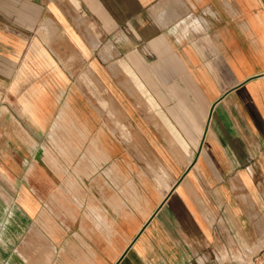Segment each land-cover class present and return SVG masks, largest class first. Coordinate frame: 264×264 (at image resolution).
<instances>
[{"label": "crops", "instance_id": "0c3cea01", "mask_svg": "<svg viewBox=\"0 0 264 264\" xmlns=\"http://www.w3.org/2000/svg\"><path fill=\"white\" fill-rule=\"evenodd\" d=\"M263 233L264 0H0V264H264Z\"/></svg>", "mask_w": 264, "mask_h": 264}, {"label": "bare ground", "instance_id": "6f19581e", "mask_svg": "<svg viewBox=\"0 0 264 264\" xmlns=\"http://www.w3.org/2000/svg\"><path fill=\"white\" fill-rule=\"evenodd\" d=\"M264 234V233H263ZM263 239V238H262Z\"/></svg>", "mask_w": 264, "mask_h": 264}, {"label": "rangeland", "instance_id": "374dc122", "mask_svg": "<svg viewBox=\"0 0 264 264\" xmlns=\"http://www.w3.org/2000/svg\"><path fill=\"white\" fill-rule=\"evenodd\" d=\"M264 253V252H263Z\"/></svg>", "mask_w": 264, "mask_h": 264}]
</instances>
